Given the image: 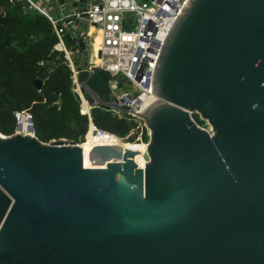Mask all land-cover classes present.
I'll return each instance as SVG.
<instances>
[{
	"label": "water",
	"instance_id": "95a60500",
	"mask_svg": "<svg viewBox=\"0 0 264 264\" xmlns=\"http://www.w3.org/2000/svg\"><path fill=\"white\" fill-rule=\"evenodd\" d=\"M74 51L88 70L84 37ZM107 81L89 72L84 97L129 115ZM153 86L145 165L136 146L0 132V264H264V0H189Z\"/></svg>",
	"mask_w": 264,
	"mask_h": 264
},
{
	"label": "trees",
	"instance_id": "16d2710c",
	"mask_svg": "<svg viewBox=\"0 0 264 264\" xmlns=\"http://www.w3.org/2000/svg\"><path fill=\"white\" fill-rule=\"evenodd\" d=\"M146 1V0H141ZM59 17V14H55ZM78 36L67 30L64 41L75 49ZM59 38L50 19L26 0H0V132L15 133L17 111L32 114L36 136L44 142L68 139L83 143L91 138L89 120L80 113V104L72 92L73 72L57 54ZM86 71L79 74L86 79ZM109 99L108 88L100 91ZM95 125L129 142L139 134L148 142L150 135L144 121L120 116L100 107L92 109ZM195 120L202 125L199 114ZM89 130V132H88ZM86 138V139H87Z\"/></svg>",
	"mask_w": 264,
	"mask_h": 264
},
{
	"label": "built area",
	"instance_id": "2783aa9c",
	"mask_svg": "<svg viewBox=\"0 0 264 264\" xmlns=\"http://www.w3.org/2000/svg\"><path fill=\"white\" fill-rule=\"evenodd\" d=\"M55 1L61 7V3L68 0ZM74 1L78 3L74 11L63 12L59 17H55L45 3L29 0L32 7L45 14L52 22L59 38L56 49L66 51L67 62L73 72L72 92L78 93L82 99L79 103L80 113L88 117L89 130L93 129V133L100 137L112 133L99 129L93 122L94 106L84 97L81 89L82 80L79 77L81 72L77 71L73 62L75 51L69 49L64 41L67 30L80 38L79 21H84L89 24L86 31L88 38H93L94 35L90 34L91 26L101 32L102 42L97 51L100 62H93L92 54L95 50L89 46L90 67L85 71L89 73L96 69L104 70L108 76L106 86L109 99L106 100L128 106L127 116L139 118L138 113L157 99L153 86L157 63L173 24L189 0ZM123 84L131 85L133 92L124 90ZM115 112L125 116L118 111ZM15 115L18 120L16 131L22 120L29 122L31 131V127H34L32 114L27 111H17Z\"/></svg>",
	"mask_w": 264,
	"mask_h": 264
},
{
	"label": "rangeland",
	"instance_id": "374dc122",
	"mask_svg": "<svg viewBox=\"0 0 264 264\" xmlns=\"http://www.w3.org/2000/svg\"><path fill=\"white\" fill-rule=\"evenodd\" d=\"M38 3H45L47 5V8H49L51 11H53L55 14H61V13H70L72 12V4L75 2L74 0H68L66 1L65 3H61V7L56 3L55 0H34ZM79 25H80V28H81V33H79V37H84L88 43V45L90 47H92V42L95 44L98 43L99 41V35L98 34H94L93 35V38H88L87 37V33L86 31L88 30L89 28V24L84 22V21H79ZM123 89L124 90H127V91H132L133 92V88L131 85H128V84H123ZM202 127L212 131V126L210 124H208V122H205L201 125ZM89 132V131H88ZM148 133L150 135V131L148 130ZM88 135V133H87ZM87 137V136H86ZM115 139L119 140V142L125 144V145H131V144H142V143H145L147 144L148 142H145L143 141L142 139V134L140 133L138 138H137V141L136 142H129L123 138H120V137H114ZM88 139V138H87ZM86 142V138H85V141L83 143H81L82 145L85 144ZM142 161H148L149 160V157L147 155V152H145L141 158Z\"/></svg>",
	"mask_w": 264,
	"mask_h": 264
},
{
	"label": "bare ground",
	"instance_id": "6f19581e",
	"mask_svg": "<svg viewBox=\"0 0 264 264\" xmlns=\"http://www.w3.org/2000/svg\"><path fill=\"white\" fill-rule=\"evenodd\" d=\"M90 34L91 35H93V34H98L99 35V41H98V43L96 44H94L93 42H92V47L94 48V50H95V52L92 54V60H93V62L94 63H99L100 62V58L98 57V55H97V51H98V49H99V47H100V45H101V42H102V36H101V32L100 31H97L93 26H91L90 27ZM156 101V100H155ZM153 103V102H152ZM151 103H149L148 105H150ZM148 105H146L145 107H144V109L148 106ZM143 109V110H144ZM18 132H20V133H22V134H27V135H31V134H33L31 131H30V124H29V122L28 121H24V120H22V122H21V124H20V126H19V129H18ZM87 136V135H86ZM114 137H116L115 135H113V134H106V135H103V136H100V137H97L96 136V134H93L92 136H91V138H89V139H86V142H85V144H81L83 147H84V149H95L100 143H102L103 141H107V140H109V141H112V142H114V143H116V144H118V145H120V146H122V147H124V148H126V147H129V148H132V147H139V148H141L143 151L141 152V158H142V156H143V154L145 153V152H147V144H145V143H142V144H138V143H136V144H131V145H125V144H123V143H121V142H119V140H117V139H115ZM87 138V137H86ZM146 162L147 161H143V165H145L146 164Z\"/></svg>",
	"mask_w": 264,
	"mask_h": 264
},
{
	"label": "crops",
	"instance_id": "0c3cea01",
	"mask_svg": "<svg viewBox=\"0 0 264 264\" xmlns=\"http://www.w3.org/2000/svg\"><path fill=\"white\" fill-rule=\"evenodd\" d=\"M76 6V2H74L73 4H72V11H74L75 9H74V7ZM71 13V12H70ZM58 15V14H57ZM81 32V31H80Z\"/></svg>",
	"mask_w": 264,
	"mask_h": 264
}]
</instances>
